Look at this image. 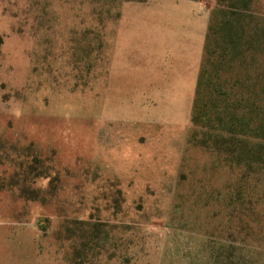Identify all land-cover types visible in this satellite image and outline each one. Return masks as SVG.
I'll return each mask as SVG.
<instances>
[{
    "label": "rangeland",
    "instance_id": "374dc122",
    "mask_svg": "<svg viewBox=\"0 0 264 264\" xmlns=\"http://www.w3.org/2000/svg\"><path fill=\"white\" fill-rule=\"evenodd\" d=\"M178 1L207 32L215 1ZM164 2L0 0V264H264V169L231 166L190 123L205 39L188 94H168L158 58L139 91L135 46L114 47L108 84L121 7L173 34Z\"/></svg>",
    "mask_w": 264,
    "mask_h": 264
},
{
    "label": "trees",
    "instance_id": "16d2710c",
    "mask_svg": "<svg viewBox=\"0 0 264 264\" xmlns=\"http://www.w3.org/2000/svg\"><path fill=\"white\" fill-rule=\"evenodd\" d=\"M204 62L196 82L190 117L193 127L210 131L201 147L219 151L245 173L264 169V26L256 2L214 0ZM258 65V66H257Z\"/></svg>",
    "mask_w": 264,
    "mask_h": 264
},
{
    "label": "crops",
    "instance_id": "0c3cea01",
    "mask_svg": "<svg viewBox=\"0 0 264 264\" xmlns=\"http://www.w3.org/2000/svg\"><path fill=\"white\" fill-rule=\"evenodd\" d=\"M162 6L174 8L178 12L181 22L179 29L171 34L164 25V18L156 16L155 12L146 19L144 12L149 9L145 5L125 4L120 9V16L115 22L112 37V49L109 55L108 84L113 86L116 92L114 81V66L120 65V61H126L115 53L114 47L129 50L128 46H135L134 52L139 54L138 68L140 70V90L142 93L152 92L150 87L142 89V74H146L150 68L154 71L155 60L162 59L164 68H169L176 73L178 78L169 82L170 91L168 94H188L194 90L196 73L202 59L203 43L206 34V22L196 18L194 5L178 0H165ZM150 10V9H149ZM182 15V17L180 16ZM167 17V16H166ZM165 17V18H166ZM196 19L200 22L196 25ZM178 21H176L177 23ZM197 28V29H196ZM161 30V34L159 31ZM167 31V32H166ZM197 48V50H196ZM134 61L135 58H130ZM191 59V62L189 61ZM132 68V67H131ZM175 69V71H174ZM138 78V82H139ZM120 82H127L126 79ZM154 88V85H153ZM115 90V91H114Z\"/></svg>",
    "mask_w": 264,
    "mask_h": 264
}]
</instances>
